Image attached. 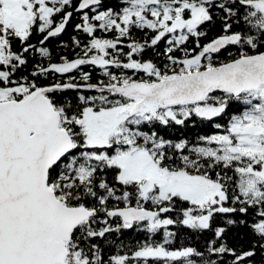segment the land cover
Instances as JSON below:
<instances>
[{"label":"trees","instance_id":"obj_1","mask_svg":"<svg viewBox=\"0 0 264 264\" xmlns=\"http://www.w3.org/2000/svg\"><path fill=\"white\" fill-rule=\"evenodd\" d=\"M160 1L163 8L176 5L173 0ZM181 1L204 6L206 14L179 40L169 33L154 39L158 28L151 25L131 24L116 30L107 22L101 24L91 11L87 10L85 16L87 11L75 10L79 0H47L52 8L50 16L46 20L35 17L25 37L6 27L4 35L11 56L0 61V88L23 85L29 94L40 87L64 83L98 86L95 90L48 93L61 113V125L73 138L71 152L49 170L48 184L58 185L54 191L58 197L65 195L61 199L67 205L94 210L67 242L66 264H264V185L257 178L255 192L247 184L254 177L250 169H261L264 153L235 150L237 135L232 130L235 116L257 112L255 102L260 97L250 99L247 91L237 97L213 89L203 102L222 105L214 116L190 110L179 119L154 117L129 124L135 131L132 143L153 151L161 166L221 184L223 199L206 204L177 193L159 198L158 185L143 194L141 182L120 178L119 165L92 156L103 152L111 156L119 145H88L87 134L78 121L88 106L101 109L122 102L106 95L110 91L102 89L103 85L122 79L152 81L164 75L184 74V60L198 54L209 58L199 70L244 55L264 54V11L254 6L255 0ZM113 4L114 0H102L101 7L108 9ZM182 15L189 16V9L184 8ZM65 18L63 32L46 39L48 29ZM232 33L240 34L237 43L214 54L204 53L217 37ZM169 35L173 37L167 40ZM97 41L107 42L103 51L96 46ZM99 54L108 59L106 66L91 61ZM133 60L153 64L157 74L128 66ZM63 61L78 63L65 71L52 67ZM24 95L14 92L11 98L22 99ZM79 171L86 173V178L81 180ZM126 205L148 208L155 215L129 224L110 213ZM151 219L166 222L152 226ZM147 246L186 253L173 258L138 257V251Z\"/></svg>","mask_w":264,"mask_h":264},{"label":"water","instance_id":"obj_2","mask_svg":"<svg viewBox=\"0 0 264 264\" xmlns=\"http://www.w3.org/2000/svg\"><path fill=\"white\" fill-rule=\"evenodd\" d=\"M102 0H79L76 11L101 5ZM204 14L199 17L203 20ZM67 18L48 29L58 36ZM240 34H224L204 48L214 54L237 43ZM264 85V54L244 55L220 65L176 74L156 81L113 84L104 89L139 98L131 108L141 112L149 101L161 105L201 102L215 89L239 97ZM97 85L64 83L40 87L22 99L0 101V264H66L67 242L94 210L67 205L48 184L49 170L73 148V138L61 125V113L48 93L97 89ZM124 222L153 217L148 208L126 205L110 211Z\"/></svg>","mask_w":264,"mask_h":264},{"label":"rangeland","instance_id":"obj_3","mask_svg":"<svg viewBox=\"0 0 264 264\" xmlns=\"http://www.w3.org/2000/svg\"><path fill=\"white\" fill-rule=\"evenodd\" d=\"M46 0H0V61L6 60L11 56L8 45L5 40L6 27H13L19 35L26 36L28 27L32 20L39 16L46 20L52 8L47 5ZM176 1V2H175ZM176 5L167 6L160 15L159 22L160 35L164 33L174 34L177 40L184 36L186 30L195 29L200 22V15L206 14L204 6L198 4H190L181 0H174ZM180 2V4H177ZM149 4L150 1H144L140 4L136 2L132 6L133 13L141 16V9ZM254 6L264 11V0H255ZM152 16L158 17L155 5L151 4ZM184 8L189 9V16L184 17L182 11ZM106 15H109L106 13ZM140 18V17H139ZM150 20V19H148ZM152 22V21H151ZM173 37V36H171ZM109 44H112L109 42ZM107 42L97 41L96 46L100 50L106 48ZM208 57L204 58L203 54L184 60L185 73L199 70L200 66L208 63ZM91 61L106 66L109 61L103 55L99 54L91 58ZM78 61H63L53 64L57 70L65 71L74 67ZM128 66L134 68L145 69L146 72H154L152 65L141 63H130ZM213 67L207 65L206 68ZM157 74V73H156ZM125 80V79H123ZM28 94L27 88L23 85L15 87L0 88V101L10 99L12 94ZM251 94L248 98L253 99L260 97L259 102H255L256 113L252 110L245 112L242 116H235L232 123V130L237 135V145L235 150H253L257 153H264V85L256 90L247 91ZM208 92L204 99L209 96ZM186 102L176 105H161L155 101H149L143 111L133 113L131 108L135 103L121 102L108 108H102L97 111L93 108L85 110L84 114L78 120L83 126L87 134V144L90 146H111L119 144L114 154L111 156L103 153H96L92 156L95 158H104L110 163L117 164L121 167L120 178L123 181H139L142 185V193L147 194L154 185H158L157 197L163 198L170 193H177L182 197L189 198L197 203L206 204L217 202L223 199L224 192L221 184L216 181L209 180L201 175H191L184 170H173L169 167L161 166L156 158V154L148 148L139 147L132 143L131 131L129 124L131 122H139L143 119L159 118L165 120L167 117L179 119V115L185 116L194 110L195 112L205 115L214 116L222 108L221 104H213L210 102ZM189 103L191 105H189ZM123 144H128L127 148H123ZM254 177L248 179V187L253 188L257 192L256 179L260 178L264 185V161L260 170L250 169ZM77 175L82 180L86 178V173L79 171ZM58 185L53 184L51 188L54 190ZM64 194L59 195L64 198ZM166 221L159 219H151L152 226L160 225ZM186 253L181 251H167L161 246H147L140 249L137 253L138 257H178Z\"/></svg>","mask_w":264,"mask_h":264},{"label":"flooded vegetation","instance_id":"obj_4","mask_svg":"<svg viewBox=\"0 0 264 264\" xmlns=\"http://www.w3.org/2000/svg\"><path fill=\"white\" fill-rule=\"evenodd\" d=\"M47 1V0H46ZM45 1V2H46ZM144 1H150L151 4L155 5V10L158 13V17H154L151 15V13H149V11L151 10V6L150 3L146 4V6L144 8H140L141 9V16L135 15V13H133L132 10V6L133 4L136 2L137 4H140L141 2ZM174 1V0H173ZM161 1L160 0H114V4L113 6H109L108 9L106 8H102L101 5L95 6L91 9H89L88 11H91L93 13V15L96 17V19H100L101 20V24H104L105 22L109 23L110 26L116 28V30H120V28H124V27H128L131 24H142L143 26L146 25H151L152 27L158 28L157 34L156 36H154V39L160 38L162 37L164 34L160 35V27H162V25L159 22V18L161 17L160 15L162 14V12L164 11L163 6H160ZM88 11L85 12V16L88 15ZM148 11V13L146 12ZM106 13H108L109 15H106ZM140 17V18H139ZM150 19V20H148ZM152 21V22H151ZM47 26H50V23L47 24ZM27 35V34H26ZM25 37V36H24ZM171 39V36L169 35L167 40ZM112 43H117L116 40H113ZM73 62V61H71ZM141 63L137 60H133L128 62V65L130 63ZM141 64H150V63H141ZM152 65L153 68V64ZM143 71H145V69L142 68ZM166 77V75H164ZM173 75H170L169 77H172ZM164 78V77H163ZM142 79H125V80H120V81H116L114 84H124V83H129V82H133V81H140ZM152 81H156V80H152ZM109 85H103L102 89H104L105 87H108ZM106 90V89H104ZM108 91V90H106ZM108 96H112L114 98H117L119 100L126 103H136L139 101V98L137 96L135 97H126L122 94H118L116 92H112L110 91V94H106ZM147 104V103H146ZM88 108H93L94 110H101V109H96L93 106H88L85 110H87ZM85 110L81 113L80 117L83 116ZM133 134V132L131 131V135ZM119 145V144H117Z\"/></svg>","mask_w":264,"mask_h":264}]
</instances>
